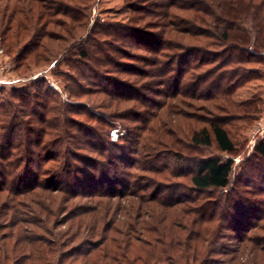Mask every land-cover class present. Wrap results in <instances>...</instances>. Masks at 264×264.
<instances>
[{"label":"trees","instance_id":"obj_1","mask_svg":"<svg viewBox=\"0 0 264 264\" xmlns=\"http://www.w3.org/2000/svg\"><path fill=\"white\" fill-rule=\"evenodd\" d=\"M0 1V40L15 55L18 66L48 63L54 56L52 43L55 36L47 29L49 25H59L71 38L77 34L75 37L80 42L71 50L75 49L80 60L67 62L76 77L66 74V80L73 99L86 105H58L54 91L45 80L14 88L7 94L5 86L0 85V264H66L65 257L72 259L68 264H247L241 260L242 255H235L239 249L233 250V256L226 258L227 251L220 252L211 246L218 244L216 239L222 236L216 231V226L212 228L208 224L214 218L218 219V229L223 230L228 226L223 227L222 221H228L240 211L245 215L248 212L246 208L253 205L252 198L235 190L244 182L241 174L234 186L233 158L204 155L191 160L192 169L186 173L191 175L189 190L198 194L194 197L185 194L181 197L173 192L163 195L160 188L151 195L138 191L127 193L131 183L124 176L131 173H125L126 170L118 166L113 173L122 177L115 182L125 181V188L117 195L113 185L103 183L113 182L107 177L113 171V162L108 156L113 153V142L108 136L109 129H105L108 122L96 117L87 105L93 109L94 105L110 109L113 106L111 100L108 99L110 105L105 102L112 95L120 103H134L132 100H135L137 103L127 109L137 123L132 143L141 145L142 150L147 149L143 154H151L154 159L158 154L153 144L144 139L145 133L162 132L160 113L152 111L160 102L149 104L147 94L136 95L139 90L156 86L157 90L152 92L158 97L164 95L168 98L184 92L186 97L216 101L214 108L223 112L257 111L260 101L257 95L244 99H235V96L243 86L259 78L260 69L251 64L264 65V0H125L133 12L132 22L146 24L151 21L159 29L152 35L155 46H145L149 52L156 53L155 60L149 63L153 67L142 71L123 67L126 51L117 47L116 42L109 41L110 38L123 39L124 35L119 30L122 24H100L88 31L89 15L67 5L73 0L67 3V0H41V4L38 2L34 6H31L34 0ZM149 4L157 6L158 10L150 8ZM56 17L64 20L58 21ZM129 30L133 31L131 37H141L140 32L136 33L139 29L133 27ZM184 35L206 37L212 39L213 44L223 42L224 48L222 52H214V56L206 58L201 56L209 54L204 46L191 48L184 41H179ZM175 62L177 65L173 66ZM195 69L202 70L196 73L193 72ZM172 71L176 76L169 74ZM123 73L137 78H126ZM187 74H191L190 77ZM112 75L116 76V81ZM152 77L156 79L152 80ZM104 96L106 98L102 102ZM219 98L224 102L222 106H219ZM93 101L98 102L93 105ZM139 106L147 107L144 116L142 112L139 116L136 109ZM169 106L174 111V107ZM69 112L85 114L89 120L77 123V118L68 117ZM185 117L195 120L188 126L178 122L176 128H170L173 133H168L186 134L187 143L191 146L215 144L221 152L238 153V144L227 127L229 120L219 116L211 119L193 115ZM155 121H159V127ZM34 148L42 152L34 156ZM94 151L98 154L96 158L86 153ZM254 151L255 157L264 161V138L256 142ZM140 155L144 157L142 153ZM121 158L122 163L131 161L128 156ZM35 159L36 171H31L29 166L22 169L24 163L30 165ZM147 159L139 167L159 172L153 160ZM138 161L130 162V165H140ZM254 167L263 177L264 170L259 172L258 166ZM247 171L243 173L246 175ZM83 180L91 189L84 196L93 199L91 205L77 200ZM211 189H234V194L228 199L238 198L241 203L235 199L236 202L233 200L231 204L234 211L226 208L217 213L219 202H209L206 196L201 198ZM101 191L104 197L99 196L98 199ZM119 195H133L138 201L123 203L120 211L116 212L111 206V197ZM253 195L258 197L259 194ZM61 210L67 212V221L71 220L78 227H87V236L82 242L90 241L86 250L83 248L85 243L75 249L79 256L75 251L71 252L73 249L61 252L64 245L61 233L53 232L49 225L43 226V223H48V218H56ZM100 221L102 227L98 229ZM237 221L235 219V225L230 224V228L238 229ZM41 230L50 233L55 242H47L39 234ZM79 232L68 230L65 233L78 236ZM237 238L242 242L246 236L239 234ZM53 255L57 257L52 260Z\"/></svg>","mask_w":264,"mask_h":264},{"label":"rangeland","instance_id":"obj_2","mask_svg":"<svg viewBox=\"0 0 264 264\" xmlns=\"http://www.w3.org/2000/svg\"><path fill=\"white\" fill-rule=\"evenodd\" d=\"M7 1V0H5ZM1 2V1H0ZM14 2V1H13ZM38 2L41 4V0H34L33 5H37ZM68 0L66 1V3ZM72 2V3H70ZM51 3V2H50ZM65 3V4H66ZM19 4V3H18ZM27 6H29L28 2L26 1ZM52 4V3H51ZM20 5H23L20 3ZM68 6L71 8L81 10L82 12L85 11L89 15L88 17V27L90 31L93 28L97 27L100 24H110V23H116V24H122V28H120V32L124 35L123 39L115 40L114 38H110L109 41L116 42L117 47L124 49L127 55L124 54L123 56V67H127V69H135V70H151L149 63L151 61L155 60V54L154 52H149L145 46H149L153 48L155 46V41L152 38V35L159 32V29L154 27L151 23H144V22H135L131 21L133 18V12H131V9L127 6L125 0H73L69 1L67 3ZM24 6V5H23ZM150 8H154L158 10L157 6H151L149 4ZM153 9V11H155ZM174 10V9H173ZM177 12H180L177 10ZM176 12V13H177ZM56 20L61 21L64 20L61 17H56ZM152 20V19H150ZM117 27V26H114ZM136 28L139 29L136 33L140 34V38H134L130 35L133 34V31L129 30V28ZM49 29L53 36H55L54 41L52 43L53 47V55L50 58V61L48 63L42 62L40 65H20L18 66L17 61L15 60V55L11 52H9L5 44L1 42L0 40V85L5 86V94L8 93V91H11L14 88H24L27 85L31 84L34 81L38 80H45L47 84L52 88L55 93V98L58 99V102L60 104L64 103H70L72 105H77L79 103L80 106H86L82 102H77L73 99L71 96L70 88H69V81H67V75L75 76V71L71 70V68L68 66L67 62L69 60L76 62L77 60H80V56L76 54L74 47L77 46L78 42L80 40L76 38L73 35V37L66 36L64 30L59 25H49L47 27ZM134 30V29H133ZM88 31L84 34L85 36L88 34ZM135 33V32H134ZM128 34V35H126ZM185 36V37H184ZM180 42H183L187 45V47H198V46H204L205 49L209 50V54L204 53L201 56H206V58H211L214 56V52H222L224 48V43L222 42H216L217 44H213L212 39H207L206 37H192L189 35H184ZM157 38V37H156ZM178 43V42H175ZM149 49V48H148ZM150 50V49H149ZM177 50V49H175ZM213 53V54H212ZM206 54V55H205ZM68 59V60H67ZM220 60V59H219ZM213 64V63H212ZM211 65H207L205 68H208ZM176 66V62L173 63V66ZM252 66H256L260 69V74L258 75L259 78L253 80L251 83H248L247 85L243 86L235 96V99H244L251 95H257L259 97L258 101V109L255 112L252 113H236V112H223L219 109L214 108L216 101H210L209 99H195L192 97H186L183 96L185 94L182 92L181 94H178L175 97L168 98L167 96H157L156 93L152 92L153 90H157V87L154 86L153 88L146 90L142 89V91H138L136 95L142 96V94H147L149 96V104L152 102H160L159 105H156L155 109H152V111H155L157 113H160V123L162 127L160 129L162 132H155V133H145V141L148 144H153V147L155 148L158 158L154 159L152 158L151 154L144 155L143 152L146 150L141 149V145L132 143L134 140L133 132H136L134 129L135 121L132 120L131 113L128 112L127 109H130L133 104L137 103L135 100H132V102H126L123 101L120 103V101L112 95L111 97H107L106 104L109 103L108 99L111 100V104L113 106L110 107V109L104 107V106H95L94 103L98 101H93L94 109L91 107V105H87L89 110L96 115V117H102L106 119L108 122L107 127L105 129H109L108 136L110 137V140L113 142L112 148V154H108V156L111 158L113 164L111 166V169H113L111 175H107L109 179H111L113 182H104L108 185H113L116 188V194L119 190H123L125 187V181H116L119 180L118 177L114 175V170L116 167L121 166V168L125 169V173H131L126 174L127 176H124L131 185L128 184L129 191L127 193L131 192H140L141 194L145 195H151L152 192L160 188L161 194L165 195L167 193H176L180 194L182 197L184 194L188 197H194L198 196L197 193H193L189 190V187H191L190 182V174L186 173L189 170L192 169V165H190V161L196 158H199L204 155H219L224 158L231 157L235 161L234 165V172L232 176V181L234 182V186H236V180L241 175L243 178L242 185H237L236 191L239 190L240 193H242L246 197H250L254 200L253 205L248 206L246 210L248 212L243 215L242 213L238 212L236 215L233 214L228 221H222L223 227L225 225L228 226L227 228H223V230L218 229V223L219 220L215 219L208 223L210 227L216 226V231L220 232L221 236L220 238L217 237L216 242L218 241V244L212 245V247L215 246V248L218 251H227L225 252V257L230 258L233 256L232 252L236 248L239 249L238 252L235 253V255H242L243 261H246L247 264H264V175L263 177L258 175V170H255L254 165L258 166L259 172L264 170V161L261 159L255 157V151L254 147L256 142L264 138V65L259 64H251ZM146 68V69H145ZM148 68V69H147ZM135 70H132L133 72H137ZM202 69H195L193 72L196 71L200 72ZM160 72H163L159 69ZM172 76H176V73L174 71L170 72ZM191 75V74H190ZM189 74H187V77H190ZM111 76V75H110ZM123 76H130L131 78H137L133 75H125L123 73ZM186 77V78H187ZM78 78V77H77ZM112 78H116V76L112 75ZM127 78V77H126ZM139 78V77H138ZM152 80H155L156 77H152ZM116 81V79H115ZM109 82V81H108ZM118 82V81H117ZM83 84H85V81H82ZM135 85H133L134 87ZM137 87L140 85L137 84ZM136 88V87H135ZM172 88V87H170ZM115 90V89H114ZM192 93V91H190ZM129 94V93H127ZM207 94V93H206ZM191 95V94H190ZM97 96V95H94ZM97 100H100V97H95ZM104 96L102 98V102H104ZM164 102H167L164 104ZM219 106H222L224 104L223 101H221V98H219ZM222 102V103H220ZM132 104V105H131ZM161 104H164V106L160 107ZM169 104L174 107V111H171ZM214 104V105H213ZM110 105V103H109ZM151 105H147L149 107ZM60 107V106H58ZM120 107V109H118ZM147 107L139 106L136 107L137 110H139V116L142 112V115L144 116V112L147 110ZM154 107V106H153ZM208 108V110H207ZM86 110V109H82ZM149 111L151 110L148 109ZM59 112V108L57 109ZM175 112V113H174ZM83 114V113H82ZM187 115H193V117L198 118H206L211 119L215 116H219L221 118H224L226 120H229V125L227 126L231 133L236 140V143L238 144V149L236 154L230 155L228 153L221 152L217 146L214 144L209 147H197V146H191L187 143V135L186 134H172V130L170 128H176V125H178V122L186 123L185 125H190L192 123V120L195 119H187L185 116ZM68 117L77 118L78 122H83L84 120H89L85 114L78 115L74 112H69ZM159 119V118H158ZM95 121V120H94ZM96 122V121H95ZM95 122H92L93 124H96ZM203 122V121H201ZM159 121H155L156 126H160ZM130 126L133 127V129H130ZM184 126V125H182ZM172 132V133H168ZM174 131V129H173ZM176 136H182V138L178 139ZM177 139V140H176ZM17 142V140L15 141ZM101 142V141H99ZM115 144V145H114ZM111 144H109L110 146ZM59 147V145H57ZM138 148V149H136ZM149 149V148H148ZM35 155L40 154L42 151L39 148H34ZM136 151V152H135ZM92 156V158L98 157V154L94 151L92 153L86 152ZM142 153L143 156L140 154ZM151 153H154L152 151ZM122 156H128L131 158V163L135 160H139L138 163L140 165L137 166H131L129 163H122L120 158ZM120 157V158H119ZM145 158H148L147 160H153V163L156 167L159 168L158 171H151L145 168H140L139 166H142V162ZM122 159V158H121ZM250 159V160H249ZM249 160V161H248ZM37 160L35 159L30 165H27L26 163L23 164L22 169H25L27 166H29V169L31 171L37 170ZM250 169L251 171L248 172L247 170ZM244 171H247L246 175L243 173ZM119 174V173H118ZM52 174L50 173V176ZM54 177V176H53ZM122 177V176H121ZM99 178V177H98ZM99 181V179H97ZM155 181V182H154ZM87 181L81 182L82 187L80 190L83 192H80V195H77V200H82V202H87L85 204H93V199H86V194L88 195L90 190ZM123 185H122V184ZM249 184V186L247 185ZM246 185V186H245ZM76 185L74 184V187ZM85 190V191H84ZM126 191V189H125ZM235 191V192H236ZM238 191V192H239ZM252 191V192H251ZM254 192V193H253ZM199 193V192H198ZM232 193L234 194V189L232 190H216L211 189L206 191L204 194L201 195V198L206 196L205 199L209 200V202L216 201V203L219 202L220 209L217 213H220L228 208L231 211H234V208L231 207L233 200L236 202L238 200V203H241V200L238 198H234L232 201L228 199V197L232 196ZM259 194L258 197H255L253 194ZM62 194V193H60ZM73 194V193H71ZM75 194V193H74ZM182 194V195H181ZM101 196V198L104 197L102 194V191L98 194V197ZM114 196V195H113ZM111 197V206L115 211H120V206L124 203V205L130 204L129 200H135L138 201L137 197L131 196H123L119 195L117 197ZM229 197V198H230ZM236 197V196H235ZM82 198V199H80ZM108 198V197H106ZM100 199V197L98 198ZM236 199V200H235ZM240 201V202H239ZM252 207V208H251ZM67 212L66 211H60L57 215V217L48 218V223H43V226L49 225V228L52 229L53 232L61 233L63 237V248L61 252H66L67 250L73 249L71 252H76L75 249H78L82 247V245L85 243L86 245L83 247L85 250L88 248L87 242L90 241V239H87L86 242H82V239L85 238L87 227L84 226L82 228L81 226L75 225L74 222L67 221ZM118 215V214H117ZM78 219V218H77ZM235 219L239 220L237 221L238 229L230 228L231 225H235ZM79 221V220H78ZM50 222V223H49ZM102 221L98 222V229L102 227ZM241 223H243V226H241ZM207 224V225H208ZM229 224V225H228ZM240 225V226H239ZM33 226V225H32ZM237 227V226H236ZM241 227V230L239 228ZM211 228V230H212ZM68 230H78L80 231L78 233V236H72L70 234L65 233ZM4 231V230H3ZM47 232V231H46ZM45 231L41 230L39 234L45 237L47 242L54 243L55 240L53 239V236L50 233H46ZM243 234L246 236L244 241L241 242V240H238V235ZM99 238V237H98ZM209 246V248L211 247ZM239 246V247H238ZM239 255V256H240ZM57 257V255L52 256V260ZM76 256H79V253L76 254ZM219 256V255H214ZM223 256V255H222ZM223 256V257H224ZM220 257V256H219ZM66 261L70 262L72 259H67ZM64 258V259H65ZM56 264V263H55Z\"/></svg>","mask_w":264,"mask_h":264}]
</instances>
